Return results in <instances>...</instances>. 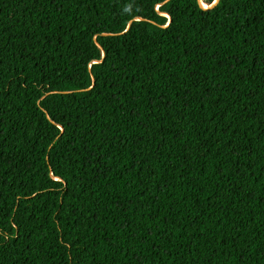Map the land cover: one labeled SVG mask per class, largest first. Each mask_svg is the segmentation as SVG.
I'll list each match as a JSON object with an SVG mask.
<instances>
[{"label": "trees", "instance_id": "obj_1", "mask_svg": "<svg viewBox=\"0 0 264 264\" xmlns=\"http://www.w3.org/2000/svg\"><path fill=\"white\" fill-rule=\"evenodd\" d=\"M0 0V264H264V0Z\"/></svg>", "mask_w": 264, "mask_h": 264}, {"label": "water", "instance_id": "obj_2", "mask_svg": "<svg viewBox=\"0 0 264 264\" xmlns=\"http://www.w3.org/2000/svg\"><path fill=\"white\" fill-rule=\"evenodd\" d=\"M218 0H213L209 5H208V8L209 7H212L213 5H215L217 3Z\"/></svg>", "mask_w": 264, "mask_h": 264}]
</instances>
